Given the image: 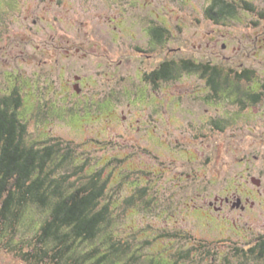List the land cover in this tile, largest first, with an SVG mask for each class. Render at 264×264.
<instances>
[{"label": "rangeland", "instance_id": "1", "mask_svg": "<svg viewBox=\"0 0 264 264\" xmlns=\"http://www.w3.org/2000/svg\"><path fill=\"white\" fill-rule=\"evenodd\" d=\"M247 1L262 18L241 0L235 17L221 22L206 15L212 0H0V96L22 92L29 141L63 139L89 169L104 168L115 230L140 255L131 264H156L151 259L160 256L166 264H264L229 250L264 232V202L245 210L199 208L247 187L264 195V0ZM159 20L168 30L160 55L154 48L140 53L147 24ZM186 59L253 69L240 88L260 100L243 95L241 105L218 96L201 71L183 70L158 86L146 77L159 62ZM219 117L226 118L224 132L205 127L206 118ZM142 187L147 198L139 199ZM43 214L33 208L17 238L0 232V264H24L18 239L34 244ZM164 226L186 238L173 243ZM191 246L199 249L178 259Z\"/></svg>", "mask_w": 264, "mask_h": 264}, {"label": "trees", "instance_id": "2", "mask_svg": "<svg viewBox=\"0 0 264 264\" xmlns=\"http://www.w3.org/2000/svg\"><path fill=\"white\" fill-rule=\"evenodd\" d=\"M217 11L213 9L210 16L220 21L235 14V10ZM160 27L162 41L168 30L165 25ZM183 70L201 71L214 94L234 98L238 104L244 105V97L253 103L260 100V93L254 94L249 87L243 90L237 81L232 84L230 78H222L210 62L164 60L160 69L146 77L155 82L160 74V80L170 81L179 79ZM254 74L253 69H245L238 76L248 80ZM23 104L24 96L17 87L0 96V232L14 236L17 227L25 226L33 208L42 211L44 218L37 223L34 244L27 241L26 246V240L18 239V248L23 249L18 257L24 264H131L137 260L140 255L115 230V206L108 195L110 177L105 178L104 168L89 169L86 160L77 159L75 146L63 139L29 141L28 123L20 112ZM145 193V187L139 188L138 198H147ZM134 200L135 195H131L124 202L132 205ZM6 248L15 249L11 245ZM154 260L166 264L163 256Z\"/></svg>", "mask_w": 264, "mask_h": 264}, {"label": "flooded vegetation", "instance_id": "3", "mask_svg": "<svg viewBox=\"0 0 264 264\" xmlns=\"http://www.w3.org/2000/svg\"><path fill=\"white\" fill-rule=\"evenodd\" d=\"M241 4L246 6L249 9L253 10V11H256V14L262 18L261 13L257 12L258 10L254 9V7L247 0H241ZM241 4L238 3L237 0H212L210 5L206 8V15L209 16V18H211L213 21L216 22L217 20L214 19V16H212V17L210 16L213 13V9L216 8L218 10L217 12L221 13V14L226 12L225 9L226 10H235V14L233 16L229 17L230 19H232L233 17H235L236 11L241 6ZM223 9H224V11L222 12ZM218 21H220V20H218ZM160 26H161L160 20H159V23H158V21L157 22H154V21L151 22L150 21L147 24L146 33L149 34L148 46L144 47L143 45H141V46L137 45L136 47L138 48L140 53L148 52V49L154 48V49H156L155 54L160 55V44H162L163 40H164L163 39L162 41H160V30H161ZM166 38H167V36H166ZM153 54L154 53H152L151 55H153ZM196 62L209 63V61H207V62L196 61ZM210 63H212V62H210ZM217 68H218V70H220L222 78H230L232 84L235 81H237L239 83V86H242V83L244 82V78H240L238 75L241 74L244 69L238 70V69L232 68V67H219V66H217ZM158 69H160V62L157 65H155L154 68L147 71L146 73L148 74V73H151V72L158 70ZM202 71H204V70L202 69ZM199 73H201V72H199ZM204 79L206 80L208 87L211 89L210 85L208 84V77L204 76ZM152 83H154L155 85L158 86V84L160 83V74H158L157 80L155 82L152 81ZM263 85H264V83H263ZM263 85H262V87H263ZM78 88L80 89L79 91H81L82 87H80V84H79ZM242 98H243V96H242ZM240 118L241 117H238V119H240ZM204 119H205V117H204ZM206 122H207V126L205 125V127L210 129L211 131L217 130L220 132H224V127L227 126V121H226L225 117L206 118ZM253 181L258 186L259 185L261 186L262 181L260 178L253 177ZM260 188L261 187L257 188V190H254V189L250 190L249 187H247V192H245V191L240 192V190H238V191H229L225 195H221V196L216 195L214 200L213 199L209 200L208 205L202 204L199 208L206 210V211L213 210V209L221 211L225 207H231L234 209L240 208L242 210H245V209H248L250 206H256V203L262 204L264 202V195L262 194V191ZM167 213H168V208L164 207L163 208V215L167 216L166 215ZM162 235L165 236L166 238L167 237L172 238L173 243H174L176 238H178V237L181 238L183 235L186 238V234L181 229H173L171 231H168V230H166L165 226L162 229ZM252 238H253V240L251 242H248L247 244H244L243 248L240 249L238 246H235L236 244H234L233 246H230L229 250L231 249L237 256L240 255L239 250L240 251L243 250V255L246 251V254L250 253V255H252L258 259L264 258V232H256L252 235ZM172 240H169V241L172 242ZM195 242H197L199 244L200 250L207 247V244L205 241L195 240ZM199 248H197L195 246L189 247L187 249L186 256L184 258H182L181 256L184 253H180L178 259L188 258V256L191 255L190 254L191 249L197 250ZM246 256H248V255H246Z\"/></svg>", "mask_w": 264, "mask_h": 264}, {"label": "water", "instance_id": "4", "mask_svg": "<svg viewBox=\"0 0 264 264\" xmlns=\"http://www.w3.org/2000/svg\"><path fill=\"white\" fill-rule=\"evenodd\" d=\"M77 90L79 91L80 89L78 88V86H77Z\"/></svg>", "mask_w": 264, "mask_h": 264}]
</instances>
